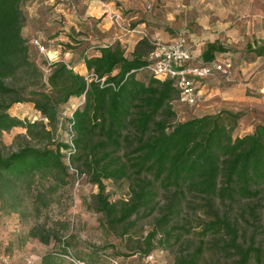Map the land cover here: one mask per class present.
Here are the masks:
<instances>
[{"label":"trees","instance_id":"16d2710c","mask_svg":"<svg viewBox=\"0 0 264 264\" xmlns=\"http://www.w3.org/2000/svg\"><path fill=\"white\" fill-rule=\"evenodd\" d=\"M25 1L0 0V133L22 127L25 133L16 138L26 139L15 151H0V201L5 207L20 213L22 193L29 192L35 209L40 210L48 204L41 203L45 198L39 188L44 182L53 190L70 182L75 185L66 164L69 139L75 147L70 161L97 186L94 209L111 230L131 225L132 216L141 211L155 210L158 185L173 188L177 194L161 207L143 239L144 261L155 248L171 246L173 237L180 242V236H172L169 224L185 189L199 193L207 206L215 195H264V123L236 137L233 130L240 115L229 111L172 123L171 101L178 97V89L173 80L157 79L144 69L152 48L150 44L144 52L146 38L138 41L131 57L119 41L95 45L98 55L84 53L88 48L80 51L88 72L105 78L102 84L88 81L63 59L49 62L45 58L46 68L41 69L31 59L22 33ZM253 49L258 56L264 55L262 47ZM225 51L219 43L208 42L201 57L209 62L216 52ZM137 72H146L148 82L137 79ZM76 97L84 98L82 104L64 118L63 107ZM25 103L32 104L39 117L27 121L9 112L15 104ZM62 119L67 121L69 138L56 141L54 132L62 127ZM104 180H126L129 197L109 201ZM250 213L255 215L254 207ZM213 215L204 223L198 245L179 255L175 264H198L206 250L226 257L225 262L204 264H264V250L254 236L246 238L230 220ZM209 233L215 239H204ZM28 234L45 245L52 240L62 244L60 251L46 252L37 264H63L61 256L71 264H105L92 254H72L73 238L61 239L45 224L34 223ZM1 253L18 263L29 257L17 260L11 253Z\"/></svg>","mask_w":264,"mask_h":264},{"label":"rangeland","instance_id":"374dc122","mask_svg":"<svg viewBox=\"0 0 264 264\" xmlns=\"http://www.w3.org/2000/svg\"><path fill=\"white\" fill-rule=\"evenodd\" d=\"M87 1L90 0H27L23 3L22 33L29 45L31 59L41 69L46 68L45 54H40L31 45L33 38H39L49 50L61 53L50 54L51 57L53 55V58L68 62L70 58L66 53L74 49L80 52L88 48L89 54H93L95 45L114 43L117 33L113 31L120 30L122 26L129 27V30L137 29L134 40L146 38L145 53L149 50V41L155 37L165 40L183 35L196 39L199 35V54L208 42H217L226 49L215 55L233 61L234 79L231 82L217 76L205 79L199 87L197 103L192 106L181 103L178 98L173 99L171 108L175 116L170 121H185L204 114L224 115L225 111L238 113L240 116L235 122L234 137L250 133L256 125L264 123V96L258 90L264 84V55L262 65L256 64L260 65L258 71H254L251 64L258 57L253 47L264 49V0H103L107 4L112 2L113 10L120 12L119 23L110 22L106 16L109 10L98 1L92 6L90 14H86ZM98 6H101L99 11ZM132 17L136 20H130ZM138 23L141 25L137 26ZM102 33L108 34V37L102 36ZM73 35L80 38L75 40ZM83 35L86 38H81ZM138 41L121 42L128 57L132 56ZM246 64H251L248 78L240 79L244 70L239 67L244 68ZM136 78L146 83L149 80L146 72H137ZM79 101L83 102V97ZM72 109L71 105H65L63 117L69 118ZM9 112L27 121L39 117L33 108L23 104H15ZM62 121V127L54 132L56 141L69 138L67 121ZM24 133L22 127L0 133V151L4 154L15 151L26 142L24 138H16ZM104 184L109 201L129 197L126 180H104ZM49 185L44 182L39 188L45 198L41 203H48L41 205L40 210L35 209L29 192L22 193L20 213L10 211L0 201V252L11 253L17 260L32 256L39 261L46 252L60 251V240H52L45 245L29 236L30 227L38 222L53 228L61 239L73 238L76 245L70 248L72 254H92L105 264H175L179 255H186L198 245L199 239L203 238L200 231L206 221L214 218V213L230 220L246 238L254 236L264 250V195L260 198L215 195L207 206L199 193L185 189L169 224L172 236H180V242H174L173 237L171 246L155 248L150 252L153 258L144 261L145 256L141 252L143 239L152 229L156 217L160 216L161 207L169 198L177 196L173 188L166 190L158 185V207L133 215L131 225L119 226L115 232L105 225L102 214L95 212L93 201L98 188L89 182L86 172L82 173L78 186L70 182L53 190ZM251 207L255 209L254 216L250 213ZM215 237V234L209 233L204 239L210 241ZM61 257L63 264H71L69 258ZM225 257L206 250L198 264L225 262Z\"/></svg>","mask_w":264,"mask_h":264},{"label":"built area","instance_id":"2783aa9c","mask_svg":"<svg viewBox=\"0 0 264 264\" xmlns=\"http://www.w3.org/2000/svg\"><path fill=\"white\" fill-rule=\"evenodd\" d=\"M110 18L114 22L121 20L120 14H111ZM151 51L147 56V65L145 70L149 71L155 78L160 80L171 79L178 89V100L187 105H195L199 98V87L205 79L217 76L227 82L234 79V64L230 58L213 59L205 62L194 55L188 39L179 35L170 40H163L159 37L151 39ZM31 45L40 53L45 54L47 61L52 62L57 57L50 56L54 51L49 50L39 38H33ZM88 81L94 80L103 83L105 78H98L93 72L86 75ZM264 96V88L261 89ZM68 143L70 149L67 151L66 164L70 172L75 177V185L81 182L82 174L70 161V155L74 152L75 147L72 140ZM153 258L152 255L147 257V261ZM75 264H84L74 261ZM0 264H37V260L32 257H26L22 263L14 261L10 256L0 252Z\"/></svg>","mask_w":264,"mask_h":264},{"label":"crops","instance_id":"0c3cea01","mask_svg":"<svg viewBox=\"0 0 264 264\" xmlns=\"http://www.w3.org/2000/svg\"><path fill=\"white\" fill-rule=\"evenodd\" d=\"M99 2L102 6H104L105 8H107V10H109L108 11V15H106L107 16V18H109V20H110V22H114L111 18H110V16H111V14H120V12L119 11H114L113 10V8H112V2H110V3H106V2H104L103 0H90V1H87L86 3H85V5H86V7H87V9H86V14H90V12L92 11V6L96 3V2ZM85 8V7H84ZM95 9V8H94ZM98 11L99 10H101V6H98V9H97ZM74 11H75V9H74ZM95 11H96V9H95ZM110 13V14H109ZM87 16V15H86ZM130 20H136V17H132ZM128 24H130V23H128ZM111 25V24H110ZM132 25H134V23H132ZM137 26H139V25H141V23H138V24H136ZM136 30V31H135ZM114 34L115 33H117V34H115V37L117 38L116 39V41H120V43L122 42H126V43H130V42H137L139 39H140V37H138V38H135V40H134V37H137V35L135 34V32H138L137 31V29H133V30H129V27H120V30H116V29H114ZM102 36H107L108 37V34H104V33H102ZM177 36V35H176ZM175 37V36H174ZM174 37H172V38H174ZM73 38L75 39V40H78V38H80V37H78V36H74L73 35ZM81 38H86L84 35L81 37ZM172 38H167V39H165V40H170V39H172ZM188 39V38H187ZM188 41H189V43H190V45H191V48H192V51H193V53H194V55H196V56H198L199 55V59H201V60H203L202 59V57H201V54H202V52H201V54H199V35L196 37V39H193V38H190V39H188ZM121 43V44H122ZM75 44H79L78 42H75ZM87 44V43H86ZM109 44H111V43H109ZM53 53H58L59 55L61 54L60 52H56V51H54ZM53 53H51V54H53ZM80 53L81 52H79L77 49H74L72 52L70 51V52H67L66 54L68 55V57L67 58H70V61H69V63H70V65L73 67V70L75 71V72H77V73H79V74H81V75H84V76H86L89 72H88V70H87V68H86V66H85V63H84V61H83V59L81 58V56H80ZM84 53H90L89 52V50L88 49H85V51H84ZM95 55H98V52H95L94 53ZM92 55V54H91ZM227 58V57H226ZM263 58V56H258L257 57V59L253 62V63H251V64H253L254 65V71L256 70V71H258V68L260 67V65H262V63H263V61L261 60ZM58 59V58H57ZM59 59H61V58H59ZM214 59H223V58H217L216 57V55H215V58ZM260 64L259 66H257L256 64ZM234 64V63H233ZM251 64H246L245 66H244V68H242V67H239L240 69H241V71H243L244 70V75H243V77L242 78H240V79H247L248 78V69H250L251 67H249ZM248 66V67H247ZM263 70V69H262ZM251 73H253V71L252 72H250V74ZM234 76H235V65H234ZM253 77V76H252ZM262 88H264V84L262 85V87L260 88V89H258L259 90V92L261 93V89ZM79 98H82V97H76V98H71L70 100H69V102H68V104L69 105H71L72 107H73V109L70 111L71 113L70 114H72V112L79 106V105H81V102L82 101H79ZM83 100H84V98H83ZM24 106H26V107H28V108H33V105L32 104H30V103H25V104H23ZM34 111H35V113H37V115H39V113L34 109ZM64 114V113H63ZM252 132V131H251Z\"/></svg>","mask_w":264,"mask_h":264},{"label":"bare ground","instance_id":"6f19581e","mask_svg":"<svg viewBox=\"0 0 264 264\" xmlns=\"http://www.w3.org/2000/svg\"><path fill=\"white\" fill-rule=\"evenodd\" d=\"M52 57H53V55H52Z\"/></svg>","mask_w":264,"mask_h":264}]
</instances>
